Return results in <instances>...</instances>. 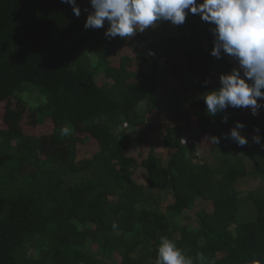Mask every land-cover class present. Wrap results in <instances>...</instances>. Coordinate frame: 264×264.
Here are the masks:
<instances>
[{
  "label": "trees",
  "instance_id": "1",
  "mask_svg": "<svg viewBox=\"0 0 264 264\" xmlns=\"http://www.w3.org/2000/svg\"><path fill=\"white\" fill-rule=\"evenodd\" d=\"M77 5L79 18L60 0H0V107L17 98L18 110L34 113L37 125H53L50 135H24L12 115L2 116L0 264H155L161 236L194 264H201L198 254L203 264H264V148L222 137L240 121L248 141L258 127L264 144V108L259 116L232 108L206 114L201 94L218 87L211 77L236 67L209 54V25L189 14L183 25H158L173 26L170 39L137 35L126 44L106 40L104 29H84L89 6L87 0ZM175 39L187 74L172 88L159 81L157 50ZM125 47L134 55H122ZM100 75L111 83L99 87ZM159 85L172 104L177 93L187 95L190 111L162 136L167 161L151 151L138 163L126 153L147 143L137 129L156 111ZM66 124L72 134L61 137ZM79 127L87 138L80 139ZM193 132L194 143L185 142ZM209 135L220 143L208 142ZM88 139L98 151L78 159ZM203 145L211 147L213 164L199 157ZM137 168L145 185L132 179ZM242 179L260 183L244 194L237 188ZM161 195L172 202L164 206ZM197 202H210L211 209L197 212L196 227L179 224Z\"/></svg>",
  "mask_w": 264,
  "mask_h": 264
},
{
  "label": "clouds",
  "instance_id": "2",
  "mask_svg": "<svg viewBox=\"0 0 264 264\" xmlns=\"http://www.w3.org/2000/svg\"><path fill=\"white\" fill-rule=\"evenodd\" d=\"M60 2L70 5L73 14L79 18L81 9L77 0ZM87 3L84 29H104L106 40H130L161 22L179 26L185 23L189 14L198 16L209 25L213 38L209 54L216 59L228 55L238 65L218 76V87L201 94L206 114L215 117L229 108H242L256 116L264 108V0H87ZM203 83L207 85L208 81ZM227 119L226 115L223 116L222 122L226 123ZM244 127L243 123L236 121L222 137L243 147L249 142L241 134ZM72 131L67 124L59 129L61 137L70 136ZM254 132L252 142L264 148L260 129L257 127ZM220 139L215 135L206 137L215 145ZM116 227L114 223L113 228ZM197 259L203 264V254H198ZM155 264H194V260L173 240L161 236ZM253 264H259V261Z\"/></svg>",
  "mask_w": 264,
  "mask_h": 264
},
{
  "label": "rangeland",
  "instance_id": "3",
  "mask_svg": "<svg viewBox=\"0 0 264 264\" xmlns=\"http://www.w3.org/2000/svg\"><path fill=\"white\" fill-rule=\"evenodd\" d=\"M173 31V26L171 25H165V26H156L154 28H149L146 29L143 33H138L137 35H140L142 37L148 36L150 37L153 41L158 42L161 39H170L172 35L170 32ZM135 35L133 38L130 40L125 39L126 44H133L134 40L136 38ZM119 39V38H118ZM173 45L170 48H165V45H160V48L157 50V55L160 56V65H161V70L159 73V81L165 86H169L172 88H176L180 82L184 79V77L187 74V70L184 68L182 65L183 58L181 55L182 51V43L180 39H175ZM140 45V44H139ZM142 46V45H141ZM139 46V47H141ZM181 49V50H180ZM138 50L145 52L146 54H150L151 51L148 49L144 48H138ZM122 55H128V56H133V52H129L127 47L124 48V51L121 53ZM225 56L231 63L235 64L236 67H238L236 61L228 56V55H223ZM114 62L117 64L118 60L114 59ZM97 85L101 87L102 84L108 83L110 84V81H106L103 77V75H100L96 79ZM210 82L213 84L215 83L218 85V77L213 76L210 79ZM164 86L159 85V98L160 101L158 103L156 111H150L147 115L144 116L143 123L138 127L137 133L146 135V140L147 143L142 145L140 148L127 152L126 155L128 157H132L137 162L139 163L140 161L146 159L149 154H151V151L153 153L161 158L164 162L167 161L168 158V152L163 146V139L162 136L164 135L165 132L169 128L174 127L176 124L182 123L181 119L178 117V114L181 113H186L190 111V101L187 95H183L182 93H177L179 97L176 99L175 103L172 104L169 99H167L164 95ZM34 99L36 102L40 103L41 98L39 94H35ZM29 107V105H28ZM18 99H11L8 102L3 103V105L0 107V127H3L1 124L2 122V116L4 113L12 115V118L14 121L12 124H15L17 128H19L24 135H31V136H45V135H50L52 130H53V125L51 124L50 121H47L43 126L42 125H37L35 122V114L34 113H29L26 110H18ZM236 112H244L246 114H251V112L247 109H234ZM262 108L259 110V114L256 116H259L261 113ZM79 132V137L80 139H85L87 138L86 134H83L84 131L81 127L78 128ZM194 136L191 134L188 138V143L193 144L194 140L192 139ZM249 142H252V137L249 138ZM64 150V149H62ZM98 151V147L95 144L93 140L85 141L83 145L79 146V153H78V159H83V158H91L96 152ZM229 151V149H228ZM212 152H211V147L208 145H203V150L200 152L199 157L207 161V163L213 164V159H212ZM79 179V176H76L72 178V183L74 180ZM133 181L138 183V184H146V175L145 172L141 168H137L134 171ZM258 180H253V179H242L237 183V188L244 194H247L249 191L254 190L258 185H259ZM162 197V195H161ZM158 196V199L160 198L161 203L164 206H167L169 202H172V199L169 196L165 198L164 196L161 198ZM203 209H211V203L210 202H197L195 204V207L191 211H187L184 213L178 220L179 224L182 223H187L191 224L192 226H197V221H196V214L198 211L203 210ZM104 261H107V259H103ZM118 260H116V263ZM113 264V262L111 263Z\"/></svg>",
  "mask_w": 264,
  "mask_h": 264
}]
</instances>
